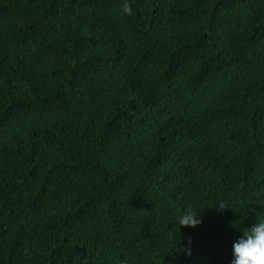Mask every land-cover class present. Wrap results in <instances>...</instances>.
<instances>
[{"label": "trees", "instance_id": "16d2710c", "mask_svg": "<svg viewBox=\"0 0 264 264\" xmlns=\"http://www.w3.org/2000/svg\"><path fill=\"white\" fill-rule=\"evenodd\" d=\"M255 218L264 0H0V264H230Z\"/></svg>", "mask_w": 264, "mask_h": 264}, {"label": "clouds", "instance_id": "9594fccd", "mask_svg": "<svg viewBox=\"0 0 264 264\" xmlns=\"http://www.w3.org/2000/svg\"><path fill=\"white\" fill-rule=\"evenodd\" d=\"M124 11H128L127 4L124 5ZM215 206H218V209L225 208L219 203ZM177 223L179 228L180 226L196 228L202 220L199 218V211L193 213L187 210L177 217ZM232 226L236 227L233 223ZM238 229L242 234L232 243L230 264H264V218H255L250 227ZM120 264H126V262L122 260Z\"/></svg>", "mask_w": 264, "mask_h": 264}]
</instances>
